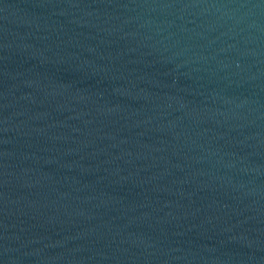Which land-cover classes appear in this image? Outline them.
I'll list each match as a JSON object with an SVG mask.
<instances>
[{
	"label": "water",
	"instance_id": "obj_1",
	"mask_svg": "<svg viewBox=\"0 0 264 264\" xmlns=\"http://www.w3.org/2000/svg\"><path fill=\"white\" fill-rule=\"evenodd\" d=\"M0 264H264V0H0Z\"/></svg>",
	"mask_w": 264,
	"mask_h": 264
}]
</instances>
